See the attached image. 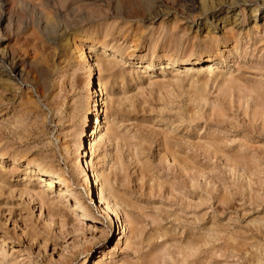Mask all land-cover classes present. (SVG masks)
Masks as SVG:
<instances>
[{
  "label": "rangeland",
  "instance_id": "1",
  "mask_svg": "<svg viewBox=\"0 0 264 264\" xmlns=\"http://www.w3.org/2000/svg\"><path fill=\"white\" fill-rule=\"evenodd\" d=\"M2 2L35 66L0 78V264H264V5L224 23L221 0ZM42 11L97 35L87 63Z\"/></svg>",
  "mask_w": 264,
  "mask_h": 264
},
{
  "label": "bare ground",
  "instance_id": "2",
  "mask_svg": "<svg viewBox=\"0 0 264 264\" xmlns=\"http://www.w3.org/2000/svg\"><path fill=\"white\" fill-rule=\"evenodd\" d=\"M33 1V0H32ZM210 0H200L202 7L204 8V11L206 12L210 7L213 6H208V2ZM223 1L225 4H227V9H228V16L225 17V19H223V22L225 23L227 20L234 19V22H237V20L239 18H241L242 16H244V12L242 13V11L245 8L240 7L239 9H236V6H238L239 2H247L248 0H221ZM253 1V0H252ZM41 2V1H40ZM43 2V1H42ZM42 2L40 3V5H43ZM59 2V1H58ZM96 3V2H95ZM151 3V2H150ZM149 3V4H150ZM222 3V2H220ZM253 3V2H252ZM8 4V3H7ZM56 4V3H55ZM212 4V3H211ZM39 5V7H40ZM71 5V4H70ZM159 5V4H158ZM210 5V4H209ZM224 5V4H223ZM261 5H264V0H254L253 5L251 6L250 10H251V16L254 17L255 22H257V16L258 14H262L263 10H261ZM38 6V5H37ZM52 6V5H51ZM84 6V5H83ZM96 6V5H95ZM219 6V5H218ZM5 2L3 4L2 0H0V78H2V76H4L6 74V78L4 80H8V79H16V77H19L20 79L23 77L26 78H30V74L32 73V68L33 66H35V63L33 60H27L26 57L24 56V54L19 51L16 52L13 49L9 48L5 42L6 40L9 38V35L15 34L16 31L22 30V24L23 22H18L19 25L17 26V28H15V18H14V14H13V8H9V10H7L5 8ZM78 7V6H77ZM86 7V6H85ZM215 7H216V3H215ZM41 8V7H40ZM52 8V7H51ZM75 8V7H74ZM73 7H70L69 5H67V3H62L61 8H57L53 6V14L55 16H60L62 14H68L70 9L73 10ZM31 9V8H30ZM202 9V8H201ZM96 10V9H95ZM94 10V11H95ZM261 10V12L259 13V11ZM15 11V10H14ZM78 11V10H77ZM231 11H233L235 14L230 15ZM75 12V10H74ZM18 13V12H17ZM150 14V13H149ZM43 17H41V19H44L42 21V23H38L39 29L40 31H42L45 34L48 35H56L58 34L59 31V44L61 45V47H63L64 51H69L73 58H75L77 61L78 60H82L84 63H87V57L85 55V47L86 44H88L90 47H92L94 44H96L98 42V38L97 35L93 32V31H87L85 29H83L84 27H80L78 26L82 21H77L74 19L75 26L70 27L68 24L66 25H62L60 28L57 25V22L54 20V15H52L51 11L50 12H43L41 14ZM95 15V12H94ZM91 16V15H90ZM224 16V15H223ZM68 17V16H67ZM81 17V16H80ZM79 17V18H80ZM86 17V16H84ZM88 17V16H87ZM219 17V16H218ZM91 18V17H90ZM78 19V18H77ZM88 19V18H87ZM141 19V18H140ZM212 19V17H211ZM61 20V19H60ZM73 20V19H72ZM213 20V19H212ZM221 20V19H220ZM92 21V20H91ZM61 23V22H60ZM209 26H211L213 23L209 22V19H207L206 22ZM85 26V25H83ZM28 29V28H27ZM226 29V28H225ZM36 30V29H35ZM231 33V32H230ZM229 34V33H228ZM47 35V36H48ZM230 35V34H229ZM57 37V36H56ZM101 41V40H100ZM52 42V41H51ZM58 46V45H57ZM209 46V45H208ZM62 50V48H61ZM88 50V49H87ZM63 51V52H64ZM211 51L212 49L208 48L206 49L203 53L201 54H197L195 55L194 51L191 49L190 51H186L184 52V57L185 60H190V59H198V58H209L211 57ZM27 52V51H25ZM107 52V51H106ZM65 53V52H64ZM69 53V54H70ZM67 54V53H66ZM89 55V54H88ZM32 56V55H31ZM35 57V56H34ZM32 57V58H34ZM71 58V57H70ZM69 58V59H70ZM175 57L171 58L166 62V63H162L165 65H172L174 63L177 62V59H174ZM74 59V60H75ZM98 59V58H97ZM37 60V59H36ZM66 60V59H65ZM80 62V61H79ZM4 65L8 64L10 65V71L6 70L4 68ZM160 64V63H159ZM152 65V64H151ZM105 66V65H103ZM175 67V66H174ZM8 68V67H7ZM101 68V67H100ZM215 69V68H214ZM90 70V69H89ZM7 71V72H6ZM9 71V72H8ZM34 74V73H33ZM32 74V77H33ZM91 74V73H90ZM93 77V76H92ZM3 79V78H2ZM36 79V78H35ZM89 81V80H88ZM89 83V82H88ZM91 83V80H90ZM90 107V106H89ZM90 109V108H89ZM92 111V110H91ZM88 112V111H87ZM108 117V116H107ZM86 123H87V116L85 119ZM100 121H98L99 123ZM105 122H108L105 121ZM107 125V124H106ZM105 126V125H104ZM107 127V126H106ZM104 133V132H103ZM106 133V132H105ZM102 134L101 133V138H103L104 135L106 134ZM107 133H109L107 131ZM82 135V133H81ZM82 137V136H81ZM108 137V136H107ZM109 138V137H108ZM80 145H81V141H80ZM78 151V149H77ZM92 156V155H91ZM87 164L90 165L92 167V172L93 175L95 177L96 180H100L101 176H102V172H100V170L98 169V167L96 166L97 163L94 162V160L91 158V160L88 161L87 159ZM98 165V164H97ZM42 172H45L43 169L41 170ZM64 175V174H63ZM53 177V175H52ZM51 177V180L49 181L48 184V188H52V186L54 185V180ZM103 177V176H102ZM61 179L65 182V183H69L70 181H72L71 176H62L61 175ZM95 181V180H94ZM108 256V255H107ZM106 255L103 254L101 255L99 258L95 259L93 264H104L105 260H106Z\"/></svg>",
  "mask_w": 264,
  "mask_h": 264
}]
</instances>
